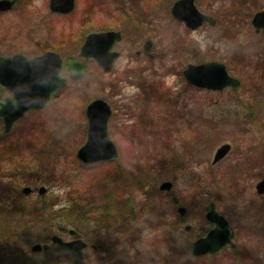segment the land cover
I'll use <instances>...</instances> for the list:
<instances>
[{"label": "rangeland", "instance_id": "1", "mask_svg": "<svg viewBox=\"0 0 264 264\" xmlns=\"http://www.w3.org/2000/svg\"><path fill=\"white\" fill-rule=\"evenodd\" d=\"M47 1L36 0L34 7L18 6L0 16V40H6L7 54L33 55L45 48L61 53L71 48L75 55L88 31L122 25L124 41L117 49L121 57L109 74L102 73L93 61L88 62L80 81H71L65 73L67 87L50 107L30 113L8 135L0 128V175L4 176L13 165L35 162L45 169L53 166L62 184L74 185L75 190L72 186L67 189L68 207L78 194L87 195L90 201L102 199L103 203L117 205L122 213L127 200L132 201L128 209H134L137 216L128 217L133 223L128 236L122 241L101 240L96 249H89L83 264H264V195L256 191L264 178V121L262 115L254 120L250 111L238 109L233 101L260 106L264 100V67L258 59L264 52L263 36L255 34L251 22L244 27L238 21L243 3H257L258 10L248 17L252 21L255 13L264 10V0H199L204 11L214 1L215 12L225 10L232 21H219L216 28L205 27L197 32H187L173 22L169 12L161 16L160 8L154 6L156 0H79L75 13L68 18L48 16ZM146 7L145 16L152 15L156 21L152 28L157 45L153 60L146 55L137 57L136 43L145 37L130 33L133 25H128L131 11L135 18L145 20L142 11ZM213 61L224 63L232 76L241 80L243 87L238 93L198 89L184 78L188 64ZM138 84L158 90L152 88L149 95L146 89L145 93L139 91ZM135 96L146 99L148 106L140 103L137 110L132 106ZM99 98L114 111L118 109L110 130L120 160L116 164L86 166L76 154L86 141L89 99L92 102ZM172 111L175 118H170ZM167 126L169 134H180L173 139L155 135ZM83 135L85 141L75 151ZM48 139L56 140L54 151ZM171 141L179 143L178 150L164 145ZM226 144L232 147L231 152L214 165L217 150ZM173 163L192 169L193 176L175 180L170 171ZM110 177L117 179L114 185L119 191L118 200L112 197V183H107ZM122 177L134 191L133 198L127 195ZM29 178L36 177H28L27 181ZM1 182L0 189L8 185L5 179ZM166 182L173 184L171 192L160 191ZM46 188L44 197L63 201L65 191ZM32 189L28 195L32 202L44 198ZM211 204L237 232L236 248L217 256L195 258L194 242L212 228L202 217H206ZM179 207L188 209L185 217L177 212ZM185 225L192 226V231L188 232ZM63 237L68 240V236ZM54 247L51 245L52 250Z\"/></svg>", "mask_w": 264, "mask_h": 264}, {"label": "water", "instance_id": "2", "mask_svg": "<svg viewBox=\"0 0 264 264\" xmlns=\"http://www.w3.org/2000/svg\"><path fill=\"white\" fill-rule=\"evenodd\" d=\"M15 6V1L1 0L0 12L10 11ZM75 9V0H51L50 12L53 14L69 15ZM172 15L180 23H185L191 30H198L205 24L215 25L216 21L201 12L195 6V0H180L173 9ZM252 26L257 34L264 33V11L257 13ZM122 36L117 32L94 33L86 38L80 49L78 59L71 57L67 62L59 54L47 53L43 56L28 59L18 55L14 57H0V118L4 124V133L9 134L14 125L22 120L27 113L42 111L50 106L53 98H58L68 84L64 76L66 71L71 81H80L86 75L87 62L94 61L104 73H110L120 54L115 51V46L121 42ZM187 82L203 90L222 93L231 89L238 93L242 89V82L232 77L227 66L214 61L201 65H189L184 71ZM7 90L12 98L1 102L3 91ZM88 125L86 141L77 151V160L84 165H96L118 162L119 150L114 143L109 124L114 117L111 106L102 99L91 102L85 111ZM228 144L221 146L214 157L216 165L224 160L231 152ZM173 184L163 183L160 191L171 192ZM258 195H264V178L256 187ZM33 192L29 187L23 190L28 196ZM46 187L38 189V195L44 197ZM179 214L184 217L187 209L179 207ZM207 220L214 226L206 237L197 240L193 245V255L203 257L208 254H219L230 248L235 249L236 232L229 221L217 212L215 204L209 206ZM190 230L188 226L186 228ZM73 241L66 242L58 235L51 239L52 244L66 247L75 253L79 259L84 258L87 244L78 238L75 230L69 231ZM50 245L35 244L31 248L34 254L48 252Z\"/></svg>", "mask_w": 264, "mask_h": 264}, {"label": "trees", "instance_id": "3", "mask_svg": "<svg viewBox=\"0 0 264 264\" xmlns=\"http://www.w3.org/2000/svg\"><path fill=\"white\" fill-rule=\"evenodd\" d=\"M248 4L247 13L243 18L244 21H241L244 27L250 25L248 17L255 10H258V7H256L257 3L251 1ZM262 40H264V37ZM262 53L258 55V59H261L260 64L264 67V56ZM63 54L74 55L71 49ZM233 101L238 109L250 111L254 120H256L255 118L260 119L262 115L264 121V100L260 106L243 102L239 99H234ZM203 133L207 137L209 136L207 131ZM84 141L85 136L83 135L75 151L78 150ZM48 142L54 151L56 140L48 139ZM53 151L49 153L48 160ZM75 163L78 164L77 161ZM142 166H145V164ZM55 176L53 166L45 169L44 165L41 167L35 162L26 165H13V168L7 170L4 176L0 175V182L4 179L8 182V185L0 189V264H65V261L73 264H83V261L63 247L55 246L53 250L51 249L49 252L41 254H33L31 252L33 245L49 244L53 235L59 234L63 236L70 229H74L78 232L81 239L97 247L101 240L104 242H113L115 239L122 241L128 236L133 225L128 217H132L133 214L134 217L137 216L134 209H128V207H131V200H127V208L123 209V213L119 211L117 205H108L103 203L102 199L90 201L87 195L79 194L77 199L72 200L71 206L68 207L65 201L69 193L67 189L72 186L75 190V187L72 183L66 184L64 182L62 184L63 180H59ZM28 177L36 178L34 180L29 178V181H27ZM116 181L115 177H110L107 183L108 185L112 183V197L118 200L120 196L118 189H115L114 182ZM122 183L125 185V191L129 193L127 195L133 198L134 191L128 186V181L126 180L125 182L123 177ZM42 186L65 191L63 201L60 202L54 197H37L32 202L31 196L22 194L24 187L38 189ZM61 205L62 207L59 208ZM56 208H59L58 211H54ZM128 210L130 213H128ZM137 224H140V222H137ZM121 227L123 228L122 231ZM112 246L114 248L117 247L114 244ZM52 254L55 256L51 257Z\"/></svg>", "mask_w": 264, "mask_h": 264}, {"label": "flooded vegetation", "instance_id": "4", "mask_svg": "<svg viewBox=\"0 0 264 264\" xmlns=\"http://www.w3.org/2000/svg\"><path fill=\"white\" fill-rule=\"evenodd\" d=\"M1 1V0H0ZM11 1H15V6L9 11V12H5V13H2V12H0V16H2V15H6V14H9V13H11L16 7H18V6H23V7H26V8H31V7H34L33 6V4L35 3V1L36 0H11ZM128 3H129V0H126ZM178 1H180V0H156V3L154 4V6H158V8H160V14H161V16L164 14V15H167V12H169V14H170V16L172 17V19L174 20L173 22H175V23H177L178 25H180V26H182V27H184L185 28V30L187 31V32H197V31H199V30H202L203 28H205V27H212V28H216L217 26H218V24H219V21H232V16L231 17H228L229 15H228V13L227 12H225V10H222V9H224L225 7H223L221 10L222 11H220V13L218 14V13H216L215 11H216V6H215V2L214 1H210V3H209V5H210V7H208V9L206 10V11H204V10H202L200 7H199V5H198V3H199V0H195V6H196V8L198 9V11L199 12H201L202 14H204V15H206V16H208V17H211V18H213L214 19V21H216V24L215 25H210V24H205L204 26H202L201 28H199L198 30H191V29H189L187 26H186V24L185 23H180L179 21H177L174 17H173V15H172V9H173V7H174V5L178 2ZM78 2H79V0H75V9H74V11L71 13V14H69V15H64V14H53V13H51L50 12V3H51V0H48L47 1V9H48V16H54V17H59V18H68V17H70V16H72L74 13H75V11H76V9H77V6H78ZM138 2H141V1H138ZM138 2H136V3H138ZM172 3V5H171V7H170V9H169V11H168V5L169 4H171ZM125 4V3H124ZM132 5H134L135 6V2H133V3H131ZM249 4L248 3H243L242 5H241V7H242V12L241 13H239V18H238V21H244V16L246 15V7L248 6ZM125 8V7H124ZM126 9V8H125ZM134 9V8H133ZM149 9H151V7H150V5H149ZM146 11H147V7L142 11L143 12V14H144V16L146 15ZM126 12H127V10H126ZM222 13V14H221ZM155 15V14H154ZM132 16V17H131ZM130 17L132 18V19H130V21H129V23H128V25H133V28L132 27H129L130 29H131V31H129L130 33H135V34H137V36L136 37H139L140 35H143L144 37H145V40L143 39L142 41H138L137 43H136V45H137V48H139V49H137V51H136V55H137V57H139V58H141V57H143L144 55H146L147 57H148V59H150V60H153L154 59V56H153V51H154V49H155V47L157 46L156 45V43L153 41V39H152V37H154L153 35V29L152 28H154V24H155V22L156 21H153V19H152V15H150V16H145V20H142V21H140L139 19H137V18H135V16H133V11H131V13H130ZM160 20L162 21V19L160 18ZM130 22H132V23H130ZM138 23V26H135V24H137ZM251 22V21H250ZM131 25V26H132ZM126 27V26H125ZM251 27L253 28V26H252V22H251ZM125 29V28H124ZM124 29H123V27H122V25L120 26V25H117L116 27H111V28H101V29H98V30H90V31H88L85 35H84V40L82 41V43H80L79 44V46H78V50H77V53H75V55H66V56H63L61 53H67V52H69L70 51V49L69 48H66V49H64L61 53H58L57 51H55V50H49V49H46L45 48V50H41V51H38L37 53H35V54H33V55H31V54H28L27 52H19V53H14V54H11V53H9V54H7V42H6V40H3V39H1L0 40V57H13V56H17V55H22V56H25L26 58H28V59H34V58H37V57H40V56H43V55H45V54H47V53H55V54H59L62 58H63V60L65 61V62H67L68 61V59L69 58H71V57H74V58H76L77 59V57H78V54H79V51H80V49H81V47L83 46V44L85 43V41H86V38L89 36V35H91V34H94V33H107V32H117V33H120L121 34V36H122V40H121V42H119L118 44H116V47H115V50L117 51V49H118V47L122 44V42L124 41ZM152 29V30H151ZM126 32V31H125ZM257 34V33H256ZM257 35H259V36H264V33L263 32H261L260 34H257ZM119 54H120V52H119ZM120 57H121V54H120ZM120 59V58H119ZM118 59V60H119ZM117 60V61H118ZM117 63V62H116ZM188 65H190V64H188ZM187 65V66H188ZM187 68V67H186ZM185 70V69H184ZM183 73H184V71H183ZM130 78H132V77H130ZM129 80V79H128ZM123 81H125V80H123ZM123 81H121V82H123ZM126 81H127V79H126ZM139 83V82H138ZM134 84V83H133ZM137 86V88H138V90L139 91H141V92H143L144 91V93H145V91L147 90V93L150 95V93L153 91V89L152 88H154L153 86H151V85H149V87H147V86H144V85H136ZM143 88V89H142ZM144 89H146V90H144ZM154 89H156V91L158 90L156 87L154 88ZM144 93L142 94V95H144ZM145 96V95H144ZM143 96V97H144ZM142 96H135V97H133L132 98V100L133 101H136L137 103H135V102H133L132 101V106H134V107H136L137 108V110H138V108H139V104L142 106V104H144V105H147V103H148V101L146 100V99H142L141 98ZM11 98V95L9 94V92L7 91V90H4L3 91V96H2V100H1V102H5V100L6 99H10ZM164 100H165V97H164ZM168 100V99H167ZM152 101V100H151ZM169 101V100H168ZM163 102V101H162ZM171 104V103H170ZM148 106V105H147ZM170 108H171V106H170ZM135 109V108H134ZM137 110L135 109L134 111L135 112H137ZM113 111H114V109H113ZM115 111H118V109H116L115 108ZM115 111H114V118L116 117V115H115ZM30 113H33V112H30ZM29 113V114H30ZM28 114V115H29ZM175 113L172 111V113H171V115H170V118H175L176 116L174 115ZM169 117V116H168ZM168 124V123H167ZM0 128H2L3 130H4V124H3V121L0 119ZM168 128H170V126H167V128L166 129H164V130H159V131H157V133H155V135L156 134H158V133H160V134H162V137H163V139H166V138H168V136H170V137H172V139H173V136H178L179 134H180V132H175V131H171V134H169L170 132L169 131H167V129ZM142 131H144L145 129H141ZM171 139V140H172ZM178 144L179 143H177L176 141H171V142H169V144L167 143V144H164V145H167V146H169L170 148H173L174 150H178V148H179V146H178ZM182 149V148H181ZM167 164V163H166ZM165 164V165H166ZM167 166V165H166ZM171 169H173V170H171ZM170 171H172L171 172V174H172V176L174 177V179L175 180H177V179H179V177H184V176H186V177H192L193 176V172H192V169H186V166L184 165V164H178V163H173V167H171L170 168ZM176 172V174H175V172ZM177 210H178V208H177ZM208 211H209V209H208ZM178 212V211H177ZM179 213V212H178ZM187 214H188V209H187V212H186ZM219 213V212H218ZM207 214H208V212H207ZM186 215V214H185ZM185 217V216H184ZM203 217V219L205 220V218L207 219V215H206V217H205V215L204 216H202ZM184 221H185V219H184ZM212 228L205 234V235H203V236H199V238L197 239V240H199V239H201V238H204V237H206L207 236V234L213 229V226H212V224H210L209 222H207ZM186 226V225H185ZM187 226H189L190 227V230H187L186 228H187ZM186 227H185V229L188 231V232H191L192 231V226H190V225H187ZM234 229V228H233ZM236 232V231H235ZM237 233V232H236ZM64 236H68V242L69 241H73V239L71 238V237H69V234H65ZM80 237V236H79ZM77 238V239H80V238ZM196 240V241H197ZM86 243H87V248L85 249V251H84V259H83V261H85L86 260V253L89 251V249L91 248V249H96L95 248V246L94 245H91V244H89L87 241H85ZM195 243V242H194ZM55 246V245H54ZM65 249H67V248H65ZM68 250V249H67ZM192 250H193V246H192ZM228 250V249H227ZM232 250H234V249H232ZM69 251V250H68ZM69 252H71V251H69ZM224 252V251H223ZM223 252H221L220 254H222ZM72 254H74L76 257H77V255L75 254V253H73V252H71ZM220 254H212L211 256H217V255H220Z\"/></svg>", "mask_w": 264, "mask_h": 264}]
</instances>
